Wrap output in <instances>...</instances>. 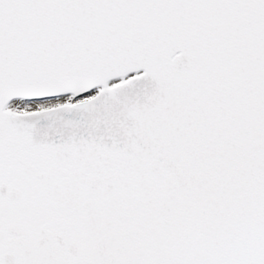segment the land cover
<instances>
[{"label":"snow or ice","instance_id":"snow-or-ice-1","mask_svg":"<svg viewBox=\"0 0 264 264\" xmlns=\"http://www.w3.org/2000/svg\"><path fill=\"white\" fill-rule=\"evenodd\" d=\"M0 264H264V0H0Z\"/></svg>","mask_w":264,"mask_h":264}]
</instances>
